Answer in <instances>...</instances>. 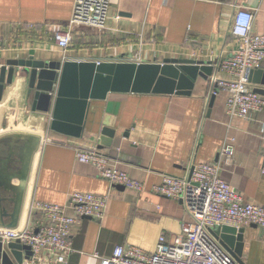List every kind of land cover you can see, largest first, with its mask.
Listing matches in <instances>:
<instances>
[{"label":"crops","instance_id":"1","mask_svg":"<svg viewBox=\"0 0 264 264\" xmlns=\"http://www.w3.org/2000/svg\"><path fill=\"white\" fill-rule=\"evenodd\" d=\"M73 2L0 0V64L28 56L216 61L237 48L230 34L235 2L253 11L251 31L264 34V0H110L106 28L75 27L62 51L53 34L65 28ZM17 80L6 86L0 100V226L15 227L27 219L33 224L36 215L28 217L32 199L66 204L74 191L108 195L102 218L81 220L72 231L73 252L57 264H100L116 244L153 252L160 234L170 240L185 217L181 202L154 194L150 187L163 174L182 176L192 152L197 162H222L220 148L226 140L234 154L229 163H220V176L244 200L264 206V105L253 120L230 117L225 91L198 77L189 94L109 92L90 102L82 133L74 137L52 130L50 114L33 112L26 80ZM250 85L264 100V81ZM44 137L49 140L42 141ZM83 145L95 146L110 164L143 182L144 190L111 185L94 166L77 161L74 149ZM19 177L17 185L14 178ZM243 227L244 264H264V227Z\"/></svg>","mask_w":264,"mask_h":264},{"label":"built area","instance_id":"2","mask_svg":"<svg viewBox=\"0 0 264 264\" xmlns=\"http://www.w3.org/2000/svg\"><path fill=\"white\" fill-rule=\"evenodd\" d=\"M232 6L230 34L236 39L237 48L230 56L213 61L214 72L209 80L212 86L225 91L228 116L253 120L264 100L251 87L249 71L257 68L264 59V34L251 31L252 10L237 2ZM109 8L110 0H74L65 28L53 34L55 44L65 51L75 27L105 29ZM206 108L207 101L204 111ZM48 140L42 138V141ZM74 154L77 161L94 166L97 175L111 185L144 190L143 182L110 164L107 156L95 146H78ZM220 154L222 162H197L192 152L182 176L163 174L160 183L150 187L154 194L181 202L185 217L181 220L180 232L170 240L164 233L160 234L153 252L135 245L116 244L111 255L102 258L100 264H240L213 230L221 225L238 228L250 223L264 227V206L244 200L220 176V163H229L233 157L232 143L226 140ZM261 172L264 174V158ZM107 199V194L80 191L71 192L66 204L32 199L28 217L34 213V223L30 224L27 219L15 227L0 226V241L6 244L19 240L28 245L32 254L23 264L65 263L74 250L73 229L85 217L102 218Z\"/></svg>","mask_w":264,"mask_h":264},{"label":"water","instance_id":"3","mask_svg":"<svg viewBox=\"0 0 264 264\" xmlns=\"http://www.w3.org/2000/svg\"><path fill=\"white\" fill-rule=\"evenodd\" d=\"M213 72V61L194 58H164L161 62H94L28 56L7 59L0 64V100L6 86L20 76L26 80V98L31 110L50 114L52 130L79 137L90 102L105 99L109 92L189 94L198 77L208 80ZM258 75L264 76V59L257 68L249 71V81L263 83L264 79L256 78ZM254 91L259 93L257 88ZM213 97L214 93L209 105ZM38 140L36 136V143ZM31 159L32 156L30 162ZM14 180L20 185V177ZM213 232L234 258L244 264L241 258L244 227L221 225ZM31 254L30 247L19 240L6 244L0 241V264H23Z\"/></svg>","mask_w":264,"mask_h":264},{"label":"bare ground","instance_id":"4","mask_svg":"<svg viewBox=\"0 0 264 264\" xmlns=\"http://www.w3.org/2000/svg\"><path fill=\"white\" fill-rule=\"evenodd\" d=\"M17 79H18L17 81H20V76H19V77H17ZM17 81H16V82H17Z\"/></svg>","mask_w":264,"mask_h":264}]
</instances>
